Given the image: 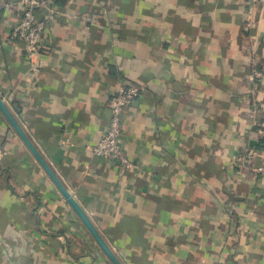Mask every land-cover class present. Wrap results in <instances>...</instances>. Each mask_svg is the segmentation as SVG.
<instances>
[{"label": "crops", "instance_id": "crops-1", "mask_svg": "<svg viewBox=\"0 0 264 264\" xmlns=\"http://www.w3.org/2000/svg\"><path fill=\"white\" fill-rule=\"evenodd\" d=\"M246 2L55 0L33 74L0 0V96L122 264H264V0ZM130 84L140 172L92 150ZM0 264H112L1 111Z\"/></svg>", "mask_w": 264, "mask_h": 264}, {"label": "built area", "instance_id": "built-area-1", "mask_svg": "<svg viewBox=\"0 0 264 264\" xmlns=\"http://www.w3.org/2000/svg\"><path fill=\"white\" fill-rule=\"evenodd\" d=\"M263 0H247L248 16L261 7ZM20 8L17 23L12 28L11 39L22 43L26 49V59L33 72L43 65L41 46L48 27L60 17V9L55 0H17ZM259 64L252 60V73L255 79L263 77ZM146 92L145 87L122 85L111 102V116L106 133L93 146V152L106 162L116 164L123 170L140 172L141 166L134 163L123 145V115L131 103ZM264 170V166L259 168Z\"/></svg>", "mask_w": 264, "mask_h": 264}, {"label": "water", "instance_id": "water-1", "mask_svg": "<svg viewBox=\"0 0 264 264\" xmlns=\"http://www.w3.org/2000/svg\"><path fill=\"white\" fill-rule=\"evenodd\" d=\"M0 111L2 112L4 117L7 119V121L10 123L12 128L17 132V134L22 139L24 144L31 151V153L33 154L37 162L41 165V167L44 169V171L49 176V178L52 180V182L55 184L60 194L63 196L66 202L70 205V207L74 210V212L83 222L84 226L90 232V234L92 235V237L94 238L98 246L101 248L104 254L108 257L110 262L112 264H122V262L119 260V258L113 252V250L109 247V245L106 243L104 238L101 236L98 229L96 228L92 220L89 218L84 208L81 206L78 200L71 194V192L66 188V186L62 183L60 178L57 176L55 171L52 169V167L48 164V162L42 156L40 151L34 145L29 135L23 129V127L18 122V120L16 119L14 114L11 112L8 105L2 99L1 96H0Z\"/></svg>", "mask_w": 264, "mask_h": 264}]
</instances>
